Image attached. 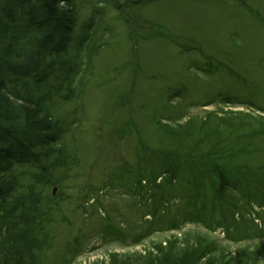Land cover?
I'll return each mask as SVG.
<instances>
[{
  "label": "rangeland",
  "instance_id": "rangeland-1",
  "mask_svg": "<svg viewBox=\"0 0 264 264\" xmlns=\"http://www.w3.org/2000/svg\"><path fill=\"white\" fill-rule=\"evenodd\" d=\"M131 1L77 0V31L101 13L92 44L104 46L78 78L80 99L55 103L60 144L77 153V163L57 171V184L44 193L53 198L56 188L59 199L43 210L49 220L35 222L40 231L33 237L42 246L28 253L27 264H110L112 256L145 254L174 239L194 244L203 238L227 255L264 246L251 220L264 216L261 190L241 179L235 195L225 193L248 209L247 221L236 215L242 225L233 226L206 178L198 201L186 198L194 166L175 155L190 152L205 136L200 123L209 121L231 142L228 150L240 152L224 166H246L253 180L264 172V0ZM172 132L181 137L171 138ZM203 143L202 152L209 151ZM169 170L179 180L167 194L146 189L154 173ZM154 192L171 207L154 201Z\"/></svg>",
  "mask_w": 264,
  "mask_h": 264
},
{
  "label": "trees",
  "instance_id": "trees-1",
  "mask_svg": "<svg viewBox=\"0 0 264 264\" xmlns=\"http://www.w3.org/2000/svg\"><path fill=\"white\" fill-rule=\"evenodd\" d=\"M138 2L131 1V5ZM114 7L118 12L122 8L121 4ZM76 8L77 0H0V264H27L28 253L42 246L33 237L39 230L36 221L39 219L41 225V217L49 220L46 214L42 215L43 210L48 203L56 205L59 199V196L46 198L44 193L57 184V171L77 163V153L68 152V146L60 144L62 126L56 123L53 109L56 102L80 99L84 88L78 78L85 67L89 68L92 57L104 44L95 47L92 44L94 31L99 29L95 20L101 13L93 16L89 21L91 24L78 32L75 21L80 13ZM121 17L130 23L124 13ZM106 30L109 32L108 28ZM84 48L87 49L86 63L82 55ZM201 124L205 136L190 146L193 150L186 154L175 151L176 156L191 161L194 166L189 171L192 172L190 188L193 192L186 198L191 202L198 201L201 177L206 178L211 193L218 197L219 207L231 215L233 226L242 225L235 221L236 214L247 221L244 217L248 209L229 200L225 193L235 195L240 189L239 180L246 179L247 187L264 194V172L257 173L259 178L253 180L254 172L246 166H224V161L240 152L228 150L232 144L225 141L220 127L210 129L209 121ZM169 136L173 139L181 137L175 132ZM203 142L209 144V151L202 152ZM194 152L198 154L193 155ZM157 154L176 159L170 151L158 150ZM196 163L198 167H195ZM177 174L176 170H169L164 175L154 173L153 180L147 179L146 189L153 186L156 192L163 190L167 194L169 184L179 180ZM159 179L162 181L157 185ZM21 189L29 191L26 197L19 196ZM156 192L154 201L171 207L169 199L157 197L160 194ZM212 222L211 218L207 224L212 225ZM252 227L260 231V238H264V228L260 229L254 223ZM173 229H179V226L174 225ZM167 244H157L153 251L141 255L112 256L110 264H264L263 245L227 255L221 252V246L203 238H197L194 244L187 239L182 242L174 239Z\"/></svg>",
  "mask_w": 264,
  "mask_h": 264
}]
</instances>
